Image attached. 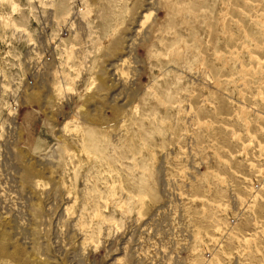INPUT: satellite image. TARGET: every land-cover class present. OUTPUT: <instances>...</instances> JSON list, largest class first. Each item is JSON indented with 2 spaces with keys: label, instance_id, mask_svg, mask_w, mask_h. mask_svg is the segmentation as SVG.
I'll return each instance as SVG.
<instances>
[{
  "label": "rangeland",
  "instance_id": "obj_1",
  "mask_svg": "<svg viewBox=\"0 0 264 264\" xmlns=\"http://www.w3.org/2000/svg\"><path fill=\"white\" fill-rule=\"evenodd\" d=\"M0 264H264V0H0Z\"/></svg>",
  "mask_w": 264,
  "mask_h": 264
},
{
  "label": "bare ground",
  "instance_id": "obj_2",
  "mask_svg": "<svg viewBox=\"0 0 264 264\" xmlns=\"http://www.w3.org/2000/svg\"><path fill=\"white\" fill-rule=\"evenodd\" d=\"M172 1V0H171ZM174 6V5H173ZM173 8H175V7H173ZM180 8H184V7H180ZM178 10V9H177ZM184 10V9H183ZM182 11V9L180 10V12ZM68 18V17H67ZM147 17H145V19H146ZM178 53V52H177ZM119 65H121V63L119 64ZM62 89V88H61ZM69 92V91H68ZM71 92V91H70ZM67 93V92H66ZM72 93V92H71ZM65 94V93H64ZM67 94H69V93H67ZM136 111V110H135ZM76 115H73L72 117H71V119H70V121H75V120H78L79 119V117L78 116H76ZM75 117V118H74ZM87 118V117H86ZM83 121H85L84 119H83ZM84 123H86V122H84ZM77 124V123H76ZM76 126V125H75ZM74 126V127H75ZM65 129H67V127L65 126V128H64V130ZM78 132V131H77ZM60 138V137H59ZM65 153V152H64ZM86 154H88V153H86ZM67 156V155H66ZM39 187V186H38ZM70 208V207H69ZM66 210V209H65ZM64 211V210H63ZM66 212H68V208H67V210H66ZM66 214V213H65ZM68 216V215H67Z\"/></svg>",
  "mask_w": 264,
  "mask_h": 264
}]
</instances>
